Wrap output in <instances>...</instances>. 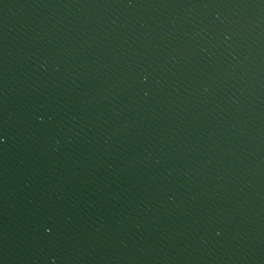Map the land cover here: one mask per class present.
Here are the masks:
<instances>
[{"label": "water", "instance_id": "obj_1", "mask_svg": "<svg viewBox=\"0 0 264 264\" xmlns=\"http://www.w3.org/2000/svg\"><path fill=\"white\" fill-rule=\"evenodd\" d=\"M0 264H264V0H0Z\"/></svg>", "mask_w": 264, "mask_h": 264}]
</instances>
